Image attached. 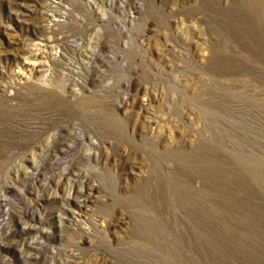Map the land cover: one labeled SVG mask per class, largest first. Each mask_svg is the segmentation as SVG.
<instances>
[{
  "label": "rangeland",
  "instance_id": "obj_1",
  "mask_svg": "<svg viewBox=\"0 0 264 264\" xmlns=\"http://www.w3.org/2000/svg\"><path fill=\"white\" fill-rule=\"evenodd\" d=\"M0 264H264V0H0Z\"/></svg>",
  "mask_w": 264,
  "mask_h": 264
}]
</instances>
